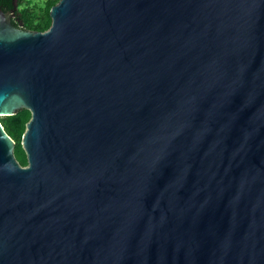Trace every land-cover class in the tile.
Here are the masks:
<instances>
[{"label":"water","instance_id":"obj_1","mask_svg":"<svg viewBox=\"0 0 264 264\" xmlns=\"http://www.w3.org/2000/svg\"><path fill=\"white\" fill-rule=\"evenodd\" d=\"M0 8V264H264V0Z\"/></svg>","mask_w":264,"mask_h":264},{"label":"trees","instance_id":"obj_2","mask_svg":"<svg viewBox=\"0 0 264 264\" xmlns=\"http://www.w3.org/2000/svg\"><path fill=\"white\" fill-rule=\"evenodd\" d=\"M57 1L46 0L41 6L36 2L30 5L31 0H17L19 18L16 21H12V24L25 30L43 31L47 29L51 23L49 10ZM7 4L10 7L12 5L11 0H7ZM29 118L30 111L26 108H21L12 115L0 118V123L4 130L14 140V154L21 165H26L27 163L25 152L21 146V137Z\"/></svg>","mask_w":264,"mask_h":264},{"label":"flooded vegetation","instance_id":"obj_3","mask_svg":"<svg viewBox=\"0 0 264 264\" xmlns=\"http://www.w3.org/2000/svg\"><path fill=\"white\" fill-rule=\"evenodd\" d=\"M11 6L7 4V0H1L0 8L6 11L11 16V22L16 21L19 18V12L17 8V0H11Z\"/></svg>","mask_w":264,"mask_h":264},{"label":"rangeland","instance_id":"obj_4","mask_svg":"<svg viewBox=\"0 0 264 264\" xmlns=\"http://www.w3.org/2000/svg\"><path fill=\"white\" fill-rule=\"evenodd\" d=\"M46 0H31V3H30V5L31 4H33L34 2H36V3H38V5H43L44 4V2H45ZM1 117H3V116H0V118Z\"/></svg>","mask_w":264,"mask_h":264}]
</instances>
